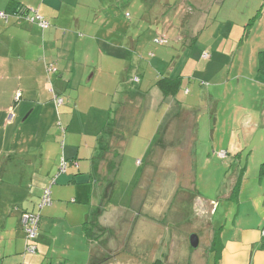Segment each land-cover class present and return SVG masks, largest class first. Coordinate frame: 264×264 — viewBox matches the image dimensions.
<instances>
[{"label": "crops", "instance_id": "1", "mask_svg": "<svg viewBox=\"0 0 264 264\" xmlns=\"http://www.w3.org/2000/svg\"><path fill=\"white\" fill-rule=\"evenodd\" d=\"M79 1L0 0V12L7 14L6 20L0 18V264H61L68 257L64 253H89L87 261L75 264H90L97 241L88 240L84 223L101 209L122 212L117 206L102 208L105 201H100L112 189L110 179L117 168L109 167L114 155L107 147L113 143L111 132L118 114L128 107L129 95H135L140 105L162 119L160 132H153L162 155L163 147L173 145L179 155H191L192 146L199 141V94L183 88L185 71L194 79L211 83L207 87L209 100L220 101L229 95L234 101L228 136L220 143L218 156L221 152L241 159L246 155V171L249 160L256 161L259 176L264 177L260 169L264 163V71L259 68L260 53L264 52V11L252 19L247 13L227 17L221 32L217 34L219 24L211 34L213 40L210 36L205 44L195 43L198 14L195 27H190L185 37L181 30L167 29L182 45L171 54V47L163 50L162 78L179 79L177 91L166 95L155 85L141 91L144 80L134 72V67L141 65L146 72L160 69L157 55L147 54L152 59L149 63L143 60L145 65L141 57L136 58L134 31H121L118 45L104 42L98 34L81 33L75 14ZM19 5L26 9V16L37 12L49 22L48 27L42 28L25 15H14L12 11ZM261 25L262 29L253 32ZM204 51L208 58L202 57ZM167 56L171 62L166 66ZM133 78L138 82L132 93L123 91L117 103L112 101V91L121 84L127 89ZM93 80L97 83L88 85ZM228 81H236L233 89L221 91L220 86L225 87ZM214 120L217 128V118ZM58 121L62 132L56 127ZM135 123L128 133H120L121 145L126 144ZM61 135L64 142L59 144ZM62 160L66 162L63 171ZM137 161L142 165L143 160ZM48 185L51 203L40 209V195ZM24 211L39 213L34 253L24 252L20 223ZM103 213L95 216L101 218ZM233 230L232 237L224 241L213 234L218 240V263L264 264V215L251 226Z\"/></svg>", "mask_w": 264, "mask_h": 264}, {"label": "rangeland", "instance_id": "2", "mask_svg": "<svg viewBox=\"0 0 264 264\" xmlns=\"http://www.w3.org/2000/svg\"><path fill=\"white\" fill-rule=\"evenodd\" d=\"M77 6L75 14L81 33L88 36L98 34L104 42L118 45L121 31H134L136 58L141 57L145 65L144 61L149 63L152 59L147 54L157 55L155 60L161 61L160 69L146 72L142 65L134 67V72L144 80L141 91H145L155 80L162 78L163 50L171 47V54L174 48L182 45L175 42L167 29L181 30L182 37H185L189 28L195 27V14H198L200 24L195 27L198 28L195 43L205 44L219 24L217 34L221 32L227 17L247 13L252 19L262 13L264 0H82ZM262 25L253 32L262 29ZM157 37L170 40L159 45L154 42ZM170 62V56H167L166 66ZM121 68L124 69V63ZM90 74L91 71L87 77ZM182 76L187 78L183 88L194 89L195 94H199V141L192 146L191 155H179L174 145L163 147L166 151L162 155L158 152L159 140L153 133L160 132L157 129L162 119L150 113L145 105H140L135 95H129L125 102L128 107L124 113L118 114L116 127L112 129L114 146L112 143L111 148H116L117 156V169L110 179L112 189L109 196H101L100 201H105L100 204L102 208L117 206L122 212L98 210L100 215L105 212L95 220V229L102 234L97 245L95 243L90 264H150L156 259L171 264H219L217 247L213 248V234L224 241L232 237L235 227L251 226L264 215V177L260 178L256 161L249 160L246 171V155L242 159L226 155L217 158L220 143L228 136L233 99L227 95L220 101H211L207 96L209 81L192 78L190 71H185ZM119 81L121 83L122 79L118 78ZM235 82L228 81L225 87L221 85V91L229 92ZM93 83L96 84V80L88 85ZM194 84L201 89L195 90ZM122 86L110 95L115 103L121 99L123 91L131 92L130 85L127 89ZM134 122L133 132L127 135L126 144L121 145L120 133H128ZM57 126L59 130L62 127L59 121ZM60 142H64L63 135L59 137ZM136 160H143L142 165L136 164ZM236 183L239 187L234 190ZM191 233L199 237L197 248H191L189 244ZM64 254L68 257L62 259L61 264L85 262L89 255Z\"/></svg>", "mask_w": 264, "mask_h": 264}, {"label": "built area", "instance_id": "3", "mask_svg": "<svg viewBox=\"0 0 264 264\" xmlns=\"http://www.w3.org/2000/svg\"><path fill=\"white\" fill-rule=\"evenodd\" d=\"M26 16V15H25ZM126 16L129 17L128 13H126ZM29 20L37 22L42 28H47L49 25V22L44 19L42 16H40L37 12H34L32 15H27L26 16ZM0 18L6 20L7 19V14L5 12H0ZM155 42L157 44H164L166 41L162 37H158L155 39ZM204 57H207V54H203ZM51 70H54L50 66ZM134 80L137 81V78H134ZM19 94L16 95V98H18ZM56 103L60 104L61 99L58 98L56 99ZM221 156L224 155L223 152L220 153ZM139 163V161H137ZM66 162L64 160L61 161L60 163V170L63 171L65 169ZM51 191H50V185L44 187L42 189L40 199H39V208L41 209L42 207L49 205L51 203ZM20 223L23 228L24 234H25V247H24V252L25 253H34L36 252V245L34 243L35 236L37 235L38 232V225H39V213L38 212H29L25 211L21 214L20 217ZM262 234L264 235V230L262 231Z\"/></svg>", "mask_w": 264, "mask_h": 264}, {"label": "trees", "instance_id": "4", "mask_svg": "<svg viewBox=\"0 0 264 264\" xmlns=\"http://www.w3.org/2000/svg\"><path fill=\"white\" fill-rule=\"evenodd\" d=\"M12 13L14 15H26L27 11H26V9H24L22 6L19 5L16 8L13 9ZM165 41H166V39H165ZM204 53L207 54V57L203 56ZM260 54H261L260 55L261 57H260V66H259V68H260V70L264 71V52H261ZM202 57L208 58L209 57L208 52L204 51L202 53ZM133 80H134V78H133ZM137 82H136V80L130 82V87L131 88H136V85L134 83H137ZM154 85L158 86V88L163 92V94L169 95V94H173V93H175L177 91V89L179 87V79H177V78H174V79L158 78L157 80H155L154 83H152V85L148 86V89H149V87H152ZM105 133H106V129H104V134ZM111 146L112 145H110L107 148H109V150H112L111 152L114 155V157L112 159H110L108 164H109V167L114 168L117 165V161L114 159L115 157H117L116 156V148L115 149L111 148ZM113 146H114V143H113ZM260 169H261V172H264V163L261 164V168ZM238 187H239V183H236L233 189L237 190ZM29 212H31V211H29ZM97 213H98L97 211H95V213H94L95 219L92 217L93 219L88 220V221H86L84 223V231H86V236H87L88 240H94V241L96 240V241H98V239L100 238V235L102 234V232H101L100 235H99V233L97 231L98 229L97 230L95 229L96 228V226H95L96 221L95 220H97L96 217L99 214V213L98 214ZM96 214H97V216H95ZM38 229H39V225H38ZM215 237H214L213 242H212L214 244L213 248L215 246L217 247V243H218L217 237L216 238ZM24 240H25V237H24ZM25 243H26V240H25ZM34 243H35V239H34ZM216 249L219 250V247H217ZM150 264H171V263H167V262H165V261H163L161 259H156V260L152 261Z\"/></svg>", "mask_w": 264, "mask_h": 264}, {"label": "water", "instance_id": "5", "mask_svg": "<svg viewBox=\"0 0 264 264\" xmlns=\"http://www.w3.org/2000/svg\"><path fill=\"white\" fill-rule=\"evenodd\" d=\"M189 244L191 248H197L199 244V237L196 233H191L189 235Z\"/></svg>", "mask_w": 264, "mask_h": 264}]
</instances>
